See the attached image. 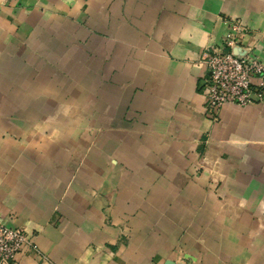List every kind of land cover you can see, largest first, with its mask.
<instances>
[{
  "label": "crops",
  "instance_id": "1",
  "mask_svg": "<svg viewBox=\"0 0 264 264\" xmlns=\"http://www.w3.org/2000/svg\"><path fill=\"white\" fill-rule=\"evenodd\" d=\"M264 0H0V217L19 264H264V104L205 109Z\"/></svg>",
  "mask_w": 264,
  "mask_h": 264
},
{
  "label": "built area",
  "instance_id": "2",
  "mask_svg": "<svg viewBox=\"0 0 264 264\" xmlns=\"http://www.w3.org/2000/svg\"><path fill=\"white\" fill-rule=\"evenodd\" d=\"M230 29L222 45H212L205 53L210 71L203 87L205 109L217 118L224 105L245 106L253 102L264 104V61L247 51L238 54L241 35L247 30L239 20L231 19ZM38 250V243L22 227L9 226L0 217V264H19L18 255Z\"/></svg>",
  "mask_w": 264,
  "mask_h": 264
},
{
  "label": "water",
  "instance_id": "3",
  "mask_svg": "<svg viewBox=\"0 0 264 264\" xmlns=\"http://www.w3.org/2000/svg\"><path fill=\"white\" fill-rule=\"evenodd\" d=\"M167 264H173V263H167Z\"/></svg>",
  "mask_w": 264,
  "mask_h": 264
}]
</instances>
